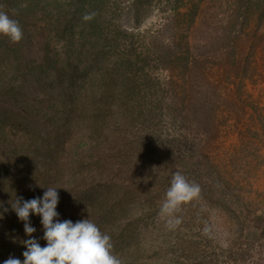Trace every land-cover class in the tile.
Here are the masks:
<instances>
[{
    "label": "trees",
    "instance_id": "1",
    "mask_svg": "<svg viewBox=\"0 0 264 264\" xmlns=\"http://www.w3.org/2000/svg\"><path fill=\"white\" fill-rule=\"evenodd\" d=\"M109 7L112 0H0L23 33L16 42L0 34V261L23 260L29 237L10 203L42 196L40 185L59 187V219L88 217L108 234L121 264H158L141 261L154 244L143 237L158 224L173 175L162 160L173 152L150 141L153 124L185 125L193 114L207 129L215 114L200 101L186 115L173 80L150 86L152 59L187 68L186 35L177 30L167 45L153 39L138 52L117 23L109 31ZM187 15L193 22L194 9ZM30 222L43 246L40 217Z\"/></svg>",
    "mask_w": 264,
    "mask_h": 264
},
{
    "label": "rangeland",
    "instance_id": "2",
    "mask_svg": "<svg viewBox=\"0 0 264 264\" xmlns=\"http://www.w3.org/2000/svg\"><path fill=\"white\" fill-rule=\"evenodd\" d=\"M112 3L109 31L117 23L131 34L138 52L146 51L153 39L167 45L177 30L186 35L187 68L171 61L159 65L152 59L146 68L155 83L150 86L163 87L173 80L175 92L186 102V115L200 101H209L215 114L207 129L193 114L185 125L162 117L153 124L150 141L173 152L162 161L170 172L179 171L198 185L199 192L171 212H162L161 205L158 224L143 237L154 243L153 248L141 261L264 264V0ZM191 9L193 22L187 15Z\"/></svg>",
    "mask_w": 264,
    "mask_h": 264
},
{
    "label": "clouds",
    "instance_id": "3",
    "mask_svg": "<svg viewBox=\"0 0 264 264\" xmlns=\"http://www.w3.org/2000/svg\"><path fill=\"white\" fill-rule=\"evenodd\" d=\"M0 34L8 36L14 42L19 41L23 35L19 23L2 11ZM38 186L46 188L42 196L27 200L16 196L15 202L10 203L11 209L24 223V231L29 237L21 241L25 246L23 260L10 256L0 261V264H121L112 254L111 237L101 232L91 219L87 217L75 222L71 219H59V187ZM198 192V185L189 183L181 172H174L161 211L171 212L181 202L191 199ZM30 215L40 217L43 229L40 239L46 241L43 246L39 239L32 235L37 229L31 224ZM0 218H3L2 212Z\"/></svg>",
    "mask_w": 264,
    "mask_h": 264
}]
</instances>
